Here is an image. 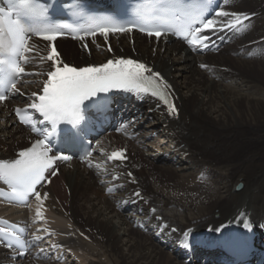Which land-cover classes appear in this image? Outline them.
<instances>
[{"label":"bare ground","instance_id":"bare-ground-1","mask_svg":"<svg viewBox=\"0 0 264 264\" xmlns=\"http://www.w3.org/2000/svg\"><path fill=\"white\" fill-rule=\"evenodd\" d=\"M221 2L225 11L246 13L251 19L240 31L216 35L211 56L193 54L181 42H152L139 36L131 40L115 36L111 52L101 42L88 45L87 50L62 42L63 57L78 66H99L114 58L145 63L169 84L178 109V115L170 116L142 94L120 101L124 123L132 115L142 123L124 130L132 139L122 140L129 155L125 165L138 184L132 183L129 194H122L131 198L140 190L148 206L133 198L128 202L137 204L124 213L126 205L104 193L96 171L79 163L61 167L59 178L42 190L48 199L42 205L37 202L36 210L40 207L46 226L71 235L57 238L74 252L72 264H227L226 253L186 244L194 233L183 238L182 232L194 228L195 233H211L224 224L254 219L264 229V0ZM11 106L0 105V160L13 157L12 149H24L28 145H21L35 139L17 125ZM149 144L174 147L159 155ZM166 174L176 179L175 185L165 186ZM239 184L242 189L236 191ZM149 206L156 211L150 217ZM1 215L24 220L26 210L0 202ZM156 215L182 232L176 235L163 228L158 233ZM1 256L0 251L3 260ZM251 256L248 263L254 264L256 255ZM15 264L55 263L30 255Z\"/></svg>","mask_w":264,"mask_h":264},{"label":"snow or ice","instance_id":"snow-or-ice-1","mask_svg":"<svg viewBox=\"0 0 264 264\" xmlns=\"http://www.w3.org/2000/svg\"><path fill=\"white\" fill-rule=\"evenodd\" d=\"M160 2L167 4L183 21L180 25L183 38L191 48L198 50L207 48L211 42V36L204 33L240 31L251 19L249 14L225 10L215 11V18H206L205 13L210 7L209 0H192L187 4L184 0ZM144 8V5L139 6L137 15H141ZM73 14L86 19L92 25L82 30V34L74 35L73 39L85 40L86 37H95L97 34L107 39L110 34L130 33L138 29L159 40L167 31L160 26H143L135 22L121 24L111 18L98 19L87 16L82 8ZM49 20L48 5L44 4L43 0H8L7 8L0 7V88L4 89L0 91V103L9 99L8 93L25 95L20 90V82L23 77L30 75L26 72L25 65L31 63L29 54L34 51L30 43L32 37L51 43L63 35L62 31L49 26ZM108 50L111 52V47ZM46 60L51 62V70L46 73L41 88L42 94L33 92V99L27 103L26 108L14 110L19 122L29 126L33 132L37 129L31 113H38L39 117H42L40 123L55 127L68 125V130L73 136L83 140L88 126V105L85 102L90 101L99 107L102 94L113 90L151 95L165 106L168 115H178L169 84L159 72L153 71L145 63L132 58H114L99 66H70L61 59L54 43ZM82 106L85 107L82 109ZM90 155L91 152L86 153V156ZM18 156L19 158L11 163H0V181L9 186L14 200L26 203L29 196H34L35 201L42 205L48 199V193L44 192L42 196L38 186L51 183L46 173L57 175L56 161H67L70 157L58 155L53 151L48 134L43 139H37L27 150L20 151ZM126 158L124 150L113 152L108 157L109 160L120 161ZM111 191L112 189H109V192ZM135 195L140 196V193L136 192ZM35 218L43 219L40 207H37ZM244 227L247 228L248 224L245 223ZM38 231L52 235L47 228ZM0 237L4 238L7 248L15 250L17 256L26 255V242L18 234L0 227ZM41 240L42 236H33V244ZM51 247L58 249L60 246L52 244ZM43 250L41 248V251Z\"/></svg>","mask_w":264,"mask_h":264},{"label":"rangeland","instance_id":"rangeland-1","mask_svg":"<svg viewBox=\"0 0 264 264\" xmlns=\"http://www.w3.org/2000/svg\"><path fill=\"white\" fill-rule=\"evenodd\" d=\"M67 44L69 45V42H67ZM103 61H104V60H103ZM103 61H102V62H103ZM71 63H74V64L77 65V63H75V62H71ZM254 78H258V76H255ZM134 117H135V115L130 116V118H134ZM145 118H146V117H145ZM145 118H144V119H145ZM149 118H150V117H149ZM149 120H152V119H149ZM0 123H2V122H0ZM144 129H145V128L141 129V131L144 130ZM145 135H146V134H145ZM149 143H150V142H149ZM26 145H27V144H23V145H21V146L24 147V146H26ZM149 146H150V147L152 146L153 149H154V148L157 149V151L159 152V153H158L159 155H160V154H161V155L163 154V152H162L163 149H170V147H171V145H170V146H166V147H164V148H163V147H154V146H156V144H153V145H152V144H149ZM168 147H169V148H168ZM13 151H14V150L12 149L11 152L13 153ZM154 151H155V150H154ZM157 151H156V152H157ZM175 158H176V157H175ZM153 163H154V162H153ZM174 163H175V162H174ZM149 164H150V161H149L148 164H146V166L149 167V166H150ZM176 164H177V163H176ZM154 165H155V166H158V164H157L156 162L154 163ZM182 165H183V164H182ZM151 167H152V166H151ZM149 169H151V168H149ZM154 172H157V174L160 175V173H159L158 171H155V170H154ZM164 175H165V174H164ZM160 176H163V175H160ZM160 176H159V177H160ZM169 177H170V176L166 174V178H167V179L165 178V181H167V184H165V186H167V187H168V186L175 185V181H176V179H174V178L171 179V177H170V178H169ZM163 184H164V183H163ZM158 187H161V185H160V186L158 185ZM233 190H234V186H233ZM127 212H128V211H124V213H127ZM139 233H140V232H139ZM140 234H141V233H140ZM197 262H198V261H197ZM197 264H198V263H197Z\"/></svg>","mask_w":264,"mask_h":264},{"label":"water","instance_id":"water-1","mask_svg":"<svg viewBox=\"0 0 264 264\" xmlns=\"http://www.w3.org/2000/svg\"><path fill=\"white\" fill-rule=\"evenodd\" d=\"M241 189H242V185L241 184L236 186V191H240Z\"/></svg>","mask_w":264,"mask_h":264}]
</instances>
